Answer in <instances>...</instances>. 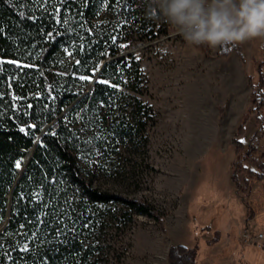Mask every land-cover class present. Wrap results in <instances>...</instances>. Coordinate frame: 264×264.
I'll list each match as a JSON object with an SVG mask.
<instances>
[{"label": "trees", "instance_id": "obj_1", "mask_svg": "<svg viewBox=\"0 0 264 264\" xmlns=\"http://www.w3.org/2000/svg\"><path fill=\"white\" fill-rule=\"evenodd\" d=\"M147 7L148 0H0V229L8 195L38 141L12 192L0 264H97V251L107 241L99 235L114 224L142 215L164 227L166 213L148 199L95 184L115 169L122 148H147L157 122L144 99L149 80L141 61L120 55L128 40L124 33L147 41L175 32L148 18ZM233 52L244 58L241 44L220 48L218 55ZM257 72L249 77L251 106L232 139L231 179L243 193L240 174L246 173V186L264 182V156L255 157V148L241 141L252 115L259 126L255 136L263 129L264 57ZM196 257L193 246L177 244L168 262L194 264Z\"/></svg>", "mask_w": 264, "mask_h": 264}, {"label": "rangeland", "instance_id": "obj_2", "mask_svg": "<svg viewBox=\"0 0 264 264\" xmlns=\"http://www.w3.org/2000/svg\"><path fill=\"white\" fill-rule=\"evenodd\" d=\"M178 36L174 32L141 41L136 34L121 35L128 40L120 55L134 54L149 80L144 99L157 122L147 148H122L115 169L103 172L95 184L146 198L166 217L163 228L142 215L114 224L99 235L107 241L97 251V264H169V249L177 244L196 249L194 264H264V246L244 239V234L264 233V182L246 186V173L240 174L247 188L243 193L231 179L236 159L232 139L251 106L249 77L258 76L264 40L241 43V59L236 52L220 57L219 47L202 51ZM256 118L250 117L243 144L252 145L259 158L264 156V123L255 136ZM30 157L31 152L26 160ZM250 212L257 217L247 221Z\"/></svg>", "mask_w": 264, "mask_h": 264}, {"label": "clouds", "instance_id": "obj_3", "mask_svg": "<svg viewBox=\"0 0 264 264\" xmlns=\"http://www.w3.org/2000/svg\"><path fill=\"white\" fill-rule=\"evenodd\" d=\"M148 18L192 46L223 48L264 38V0H148Z\"/></svg>", "mask_w": 264, "mask_h": 264}, {"label": "water", "instance_id": "obj_4", "mask_svg": "<svg viewBox=\"0 0 264 264\" xmlns=\"http://www.w3.org/2000/svg\"><path fill=\"white\" fill-rule=\"evenodd\" d=\"M109 60H110V59H106V60L103 61V63L101 64V66H100V68H99V72L97 73L96 77L91 81V82L93 83V87H94V84H95V82H96V80H97V78H98V76H99V74H100V72H101V70H102L104 64H105L107 61H109ZM88 93H89V92H85V91H84L83 96L86 95V94H88ZM78 100H79V99H78ZM78 100H76V101H75L70 107H67V109L64 110V112L62 113V115L65 114V113H66V112H67V111H68L73 105H75V104L78 102ZM51 125H52V123L48 124V127L51 126ZM48 127H47V128H48ZM44 133H45V130H42L40 136H42ZM37 143H38V141L36 142V145H37ZM36 145L30 150V152H31V156H32V154H33V152H34V150H35V148H36ZM30 158H31V157H30ZM30 158H29L28 160H25V163H24V165L22 166L21 172H20V170H19V176H18V178H17V180H16V182H15L13 188L11 189V191H10V193H9V195H8V199H9L8 213H7L6 219H5L4 222H3V223H5V225H4V227H3L2 229H0V233H1V232L3 231V229L7 226L8 221H9V212H10V206H11V199H12V192H13V189H14V187H15V185H16L18 179L20 178L22 172L24 171V169H25L27 163L29 162ZM0 226H1V224H0Z\"/></svg>", "mask_w": 264, "mask_h": 264}, {"label": "built area", "instance_id": "obj_5", "mask_svg": "<svg viewBox=\"0 0 264 264\" xmlns=\"http://www.w3.org/2000/svg\"><path fill=\"white\" fill-rule=\"evenodd\" d=\"M244 239L249 243L258 244L259 246H264V233H257L250 237L249 234H244Z\"/></svg>", "mask_w": 264, "mask_h": 264}, {"label": "crops", "instance_id": "obj_6", "mask_svg": "<svg viewBox=\"0 0 264 264\" xmlns=\"http://www.w3.org/2000/svg\"><path fill=\"white\" fill-rule=\"evenodd\" d=\"M247 135V131H246V134L241 138L242 139V142H244V138H245V136ZM245 144V143H244ZM232 171V170H231ZM247 218H246V220L248 221L249 219H248V216H246ZM257 217V215L255 214V215H253V212H252V218H250V219H255ZM259 233H263V232H259Z\"/></svg>", "mask_w": 264, "mask_h": 264}, {"label": "snow or ice", "instance_id": "obj_7", "mask_svg": "<svg viewBox=\"0 0 264 264\" xmlns=\"http://www.w3.org/2000/svg\"><path fill=\"white\" fill-rule=\"evenodd\" d=\"M22 131H23V129H21ZM17 166H19V165H17Z\"/></svg>", "mask_w": 264, "mask_h": 264}]
</instances>
